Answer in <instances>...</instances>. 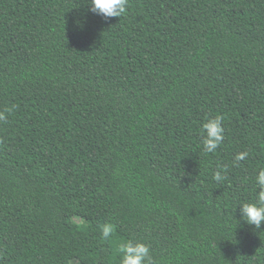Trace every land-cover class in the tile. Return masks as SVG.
Returning <instances> with one entry per match:
<instances>
[{
  "label": "trees",
  "instance_id": "trees-1",
  "mask_svg": "<svg viewBox=\"0 0 264 264\" xmlns=\"http://www.w3.org/2000/svg\"><path fill=\"white\" fill-rule=\"evenodd\" d=\"M5 109L0 264H112L105 224L154 264H264V222L240 209L264 168V0H128L121 17L0 0Z\"/></svg>",
  "mask_w": 264,
  "mask_h": 264
},
{
  "label": "clouds",
  "instance_id": "clouds-1",
  "mask_svg": "<svg viewBox=\"0 0 264 264\" xmlns=\"http://www.w3.org/2000/svg\"><path fill=\"white\" fill-rule=\"evenodd\" d=\"M91 10L103 14L106 17H121L127 14L128 0H89ZM5 109L0 112V121L6 119ZM223 117L216 115L208 118L201 127L202 147L205 154L214 153L224 139V128L222 127ZM247 152L237 153L234 163L245 159ZM213 179L223 181L225 176L215 172ZM256 185L259 188L254 203H243L240 205L241 217L248 223L259 228L264 222V168L258 170L255 177ZM100 237L110 244L114 243V252L111 256L112 264H154L150 256L149 247L141 242L133 243L131 239L118 235L113 224H105L100 228Z\"/></svg>",
  "mask_w": 264,
  "mask_h": 264
},
{
  "label": "rangeland",
  "instance_id": "rangeland-1",
  "mask_svg": "<svg viewBox=\"0 0 264 264\" xmlns=\"http://www.w3.org/2000/svg\"><path fill=\"white\" fill-rule=\"evenodd\" d=\"M72 264H88V261L84 257H78Z\"/></svg>",
  "mask_w": 264,
  "mask_h": 264
}]
</instances>
